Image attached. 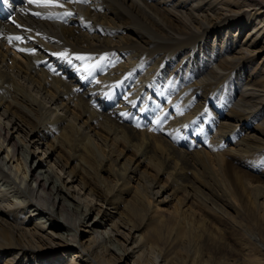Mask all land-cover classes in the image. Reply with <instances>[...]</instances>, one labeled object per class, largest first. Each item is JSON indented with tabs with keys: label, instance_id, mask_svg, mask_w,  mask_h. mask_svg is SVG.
<instances>
[{
	"label": "bare ground",
	"instance_id": "1",
	"mask_svg": "<svg viewBox=\"0 0 264 264\" xmlns=\"http://www.w3.org/2000/svg\"><path fill=\"white\" fill-rule=\"evenodd\" d=\"M10 7L0 19L3 264H236L217 262L209 244L225 238L221 217L264 203L263 183L227 160L257 155L264 166V0ZM220 30L232 53L221 37L210 46ZM150 90L162 101L147 104ZM149 224L174 257L142 234Z\"/></svg>",
	"mask_w": 264,
	"mask_h": 264
},
{
	"label": "rangeland",
	"instance_id": "2",
	"mask_svg": "<svg viewBox=\"0 0 264 264\" xmlns=\"http://www.w3.org/2000/svg\"><path fill=\"white\" fill-rule=\"evenodd\" d=\"M229 30V29H228ZM224 30H220L214 35H212L209 38L210 46H213L215 41H219V38L221 37L222 41H225L223 44L226 48V50L230 53H232L234 48V39L230 40L231 36H234L233 34H237L238 37H242V39L245 37L244 33H240V30L233 29L231 30L232 35L229 36L228 34L223 37ZM222 45V44H221ZM232 45V46H231ZM232 47V48H231ZM229 83L226 88L224 89V95L228 96L230 86ZM165 103V102H163ZM214 113L219 114L217 109L214 110ZM83 117V115H82ZM95 128L100 129V126H95ZM213 127L208 129V133H213ZM194 138V136H191ZM192 140V139H191ZM203 139H200V141ZM120 147H124L123 144H120ZM42 150V149H40ZM38 151L40 153L41 151ZM157 153L159 151H156ZM250 157V158H249ZM246 161L242 162V159L235 156H228L227 160L232 164L237 166V169L240 170V173H242L246 179V182L248 181H254V182H260L264 185V166L260 162V158L257 157V155H250ZM253 158V159H252ZM36 159V156L32 158V155L29 158V165L30 162L33 163ZM231 159V160H230ZM66 163V160H65ZM258 164V165H257ZM244 165V166H243ZM259 166V167H258ZM215 168H218L217 165H215ZM13 170L16 171L15 165H13ZM28 174H29V168L27 167ZM26 169L23 171L25 172ZM20 173L22 171H19ZM27 172V171H26ZM153 173V172H152ZM22 175L27 176L26 173H21ZM212 181V180H211ZM231 183V179H230ZM218 188V187H217ZM218 190H220L218 188ZM238 196H244V192L239 194ZM234 201L237 205H239L240 200L234 197ZM256 207H258L256 205ZM253 205H249L246 203H242V214L239 216H232V217H221L220 223L218 224L219 230L225 235V238L223 240L216 239L215 241H211L209 246L212 250H214V253H211V256H214V259L217 260H230L236 262V264H264V249L259 246L257 242H255L247 233V231L255 232L259 235L261 241L264 243V203L263 201H260L259 208L255 209ZM171 207L168 206V204L163 205L160 207L161 210H165L170 214ZM255 209V210H253ZM217 230V229H216ZM142 234L146 235V238L149 242L158 243L161 245L162 248H165L169 250V252L166 253V256L171 258L174 257L177 252H172L174 249L171 248V246H168L164 241L159 240V236L156 233V230L154 228V224H149L147 227H144L142 230ZM215 237V236H214ZM208 238V237H207ZM52 261H55L56 263L61 262V257L58 255H54ZM52 259V257H51ZM56 259V260H55ZM2 259H0V264H3ZM173 263V261H171ZM233 262V263H234Z\"/></svg>",
	"mask_w": 264,
	"mask_h": 264
},
{
	"label": "snow or ice",
	"instance_id": "3",
	"mask_svg": "<svg viewBox=\"0 0 264 264\" xmlns=\"http://www.w3.org/2000/svg\"><path fill=\"white\" fill-rule=\"evenodd\" d=\"M27 2L29 4H35L38 7H42V6H48L49 4H52V0H27ZM53 6H63V5H53ZM69 15L71 13H68ZM34 15L39 16L40 13H34ZM9 39H12L11 37ZM15 39H20V37H15ZM78 59H83V57H77Z\"/></svg>",
	"mask_w": 264,
	"mask_h": 264
}]
</instances>
